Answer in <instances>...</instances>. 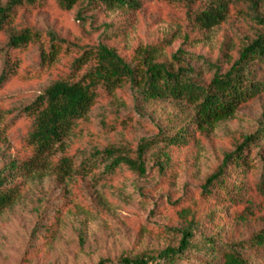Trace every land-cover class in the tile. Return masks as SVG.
Wrapping results in <instances>:
<instances>
[{"label":"rangeland","instance_id":"rangeland-1","mask_svg":"<svg viewBox=\"0 0 264 264\" xmlns=\"http://www.w3.org/2000/svg\"><path fill=\"white\" fill-rule=\"evenodd\" d=\"M7 1L0 0V5ZM209 1L197 0V4ZM256 1L255 8L248 0H232L234 10L224 24L200 34L185 26L183 8L163 2H145L135 13L90 8L85 12L89 19L81 21L77 11H61L49 0L44 8L21 11L17 21L0 33V74L13 33L30 28L44 39L52 31L69 42L91 46L103 42L106 26L124 21L131 23L130 30L109 44L126 60L139 45L168 38L159 61L171 62L174 69L189 66L195 79L207 83L215 72L212 65L226 71L240 48L257 33L254 21L264 18V0ZM186 34L201 40L185 43ZM224 44L227 51L221 55ZM178 51H182L179 62L172 59ZM39 54L37 47L23 54L24 66L17 77L0 85V176L9 174L11 163L32 157L24 145L23 108L60 77H78L93 65L90 61L74 70L79 54L69 48L52 67L42 68ZM252 70L264 81L258 64H253ZM191 123L193 108L184 102L144 103L135 90H118L113 98L100 97L82 122L75 123L60 143L44 152L30 172L16 179L22 183V191L0 212V264H119L124 257L151 259L178 246L179 230L195 209L196 219L201 221L199 235L214 239L217 251L210 259L187 254L179 264H224L228 247L248 243L264 227V195L253 183L264 170V140L255 141L247 150V159H252L256 168L249 172L252 182L244 186L243 195L235 198L234 204L217 207L200 197V187L226 154L264 125V94L212 127L196 130ZM185 127L194 133L189 144L180 148L157 144L149 149L143 176L126 171L112 184L93 182V176L106 164L91 161L96 151L112 148L135 156L142 139L172 136ZM89 157L98 167L94 174L63 176L55 172L63 159L78 166ZM166 157L170 167L162 172L157 162ZM227 179L229 186L234 175ZM239 251L252 264H264L262 251L250 247Z\"/></svg>","mask_w":264,"mask_h":264},{"label":"trees","instance_id":"trees-1","mask_svg":"<svg viewBox=\"0 0 264 264\" xmlns=\"http://www.w3.org/2000/svg\"><path fill=\"white\" fill-rule=\"evenodd\" d=\"M49 0H8L0 5V33L17 21L19 13L27 9L44 8ZM61 11H77L79 20L85 17L87 9L120 10L138 12L145 2H163L168 6L185 10V26L191 32L203 34L218 27L233 13L232 0H210L206 5L197 4V0H52ZM256 8V0H248ZM86 3L85 7L81 4ZM257 33L249 38L238 51L237 58L224 72L215 68L210 80L205 83L193 77L191 67L173 68L171 62L159 61L160 53L167 46L168 38L161 41L139 45L130 60L122 57L110 42L125 35L130 22H116L105 27L101 35L103 42L97 45L80 46L59 37L49 31L48 38H41L39 32L25 28L9 37L4 53V64L0 74V85L10 83L17 77L24 66L23 54L33 47L40 51V65L50 68L54 62L67 52L73 50L79 54L74 59L72 68H80L88 62L93 65L78 77L65 76L49 85L30 105L23 108L21 114L26 123L24 145L30 151V160L20 164L11 163L9 174L0 176V212L8 207L22 191V183L16 179L24 176L42 158L44 152L60 143L74 128V124L82 122L89 110L94 107L100 97L113 98L118 90H135L137 97L144 103L173 100L184 102L193 108L196 130L212 127L218 122L231 118L241 107L264 94V81L257 78L253 64H258L264 71V18L256 17ZM185 43L201 39L184 37ZM226 44L221 49L224 55ZM178 51L172 59L179 62ZM194 133L189 128H181L174 135H162L160 138L142 139L135 156L122 150L107 148L96 151L92 157L85 159L80 165H74L71 159H63L56 165L55 172L63 176L94 174L100 160L106 164L93 176L97 185L112 184L121 180L126 171L143 176L146 172L144 157L149 149L157 144L170 148L184 147L193 139ZM257 140H264V125L255 134L245 136L234 152L226 154L216 171L210 175L200 187V197L217 207L234 204L235 198L243 195L244 186L252 182L248 174L256 165L247 159L246 153L250 145ZM103 158V159H102ZM160 171L170 167V158L158 161ZM234 175L233 183L227 185V178ZM257 190L264 195V170L260 178L253 182ZM234 194V196H232ZM192 211V209H190ZM184 213V211H181ZM186 212V211H185ZM197 210L187 215L177 247H168L157 256L122 258L119 264H179L187 259V254L202 255L205 258L215 257L217 247L214 239L199 235L201 221L196 219ZM250 247L264 253V227L255 232L248 243L241 242L227 248L224 253V264H252L245 259L239 249ZM98 264H108L104 261ZM210 264V263H206Z\"/></svg>","mask_w":264,"mask_h":264}]
</instances>
